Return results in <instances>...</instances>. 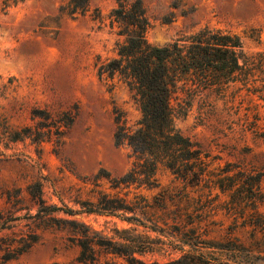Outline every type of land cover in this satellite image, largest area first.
<instances>
[{
  "label": "rangeland",
  "instance_id": "1",
  "mask_svg": "<svg viewBox=\"0 0 264 264\" xmlns=\"http://www.w3.org/2000/svg\"><path fill=\"white\" fill-rule=\"evenodd\" d=\"M65 1L21 0L0 7V188L25 189L38 181L45 205L59 208L50 214L42 209L33 218L39 222V241L9 264H70L79 253L73 241L76 227L72 220L106 237H117L116 228L141 235L155 251L138 256L147 264H163L176 256L166 255L165 245L155 243L158 238L166 241L164 235L114 215L64 212L67 208L80 209L78 200L93 199L91 189L121 196L130 190L129 198L137 192L133 188L112 189L106 179L95 187L92 180L101 168L118 176L131 164L129 148L114 141V108L124 110L129 123L140 115L116 78L100 79L97 75L98 64L114 55L117 36L109 27L108 14L116 0H91V9L74 19L59 14V6ZM143 3L150 21L147 39L155 45L163 46L209 25L238 35L245 54L264 52V0ZM94 8L99 9L102 19L94 17ZM256 78L253 85L260 88L264 75L257 73ZM4 121L19 132L18 139L9 129L3 131ZM175 124L209 153L211 170L218 172L227 163L245 170L264 166V92L249 91L239 82L224 94L213 88L202 90L193 96L186 114L176 118ZM172 180L167 173L161 176L163 187L181 186ZM1 191L0 207L9 206ZM158 191L138 192L151 202ZM191 195L197 192L191 191ZM24 196V205L35 214L39 205L25 191ZM227 199L220 194L216 203ZM25 213L22 209L16 215ZM138 217L149 224L146 216ZM216 218H224L222 227L231 221L225 219L223 211ZM212 236L219 238L217 234ZM211 250L204 249L220 256Z\"/></svg>",
  "mask_w": 264,
  "mask_h": 264
},
{
  "label": "trees",
  "instance_id": "2",
  "mask_svg": "<svg viewBox=\"0 0 264 264\" xmlns=\"http://www.w3.org/2000/svg\"><path fill=\"white\" fill-rule=\"evenodd\" d=\"M18 1L0 0V7ZM90 9L91 0H66L58 10L61 16L74 19ZM94 11V17L102 19L99 9ZM108 19L117 40L114 55L98 64L97 75L100 79L116 78L127 89L140 115L129 123L125 111L114 108V141L129 148L131 164L118 176L101 168L92 183L99 187V182L106 179L112 189L133 188L137 192L129 198L130 190L121 196L91 189L93 199L78 200L80 209L67 208L64 212L114 215L164 235L166 241L158 238L155 243L165 245L166 255L176 256L163 264L264 261V166L245 170L227 163L218 172L211 170L209 153L175 124L176 118L186 114L193 96L202 90L213 88L224 94L239 82L249 91L264 92V80L260 88L253 85L257 73L264 75V52L245 54L238 35L209 25L163 46L155 45L147 39L150 21L143 0H116ZM2 126L4 132L9 129L14 134L15 140L19 138V132L11 130L6 121ZM164 173L181 186L163 187ZM0 189L4 203L9 205L0 207V264H9L39 241V222L33 218L42 209L50 214L59 208L45 205L38 181L25 189ZM141 189L159 191L150 202L138 192ZM214 190L218 192L213 194ZM24 191L39 205L35 214L24 205ZM191 191L197 195L192 196ZM220 194L228 199L216 203ZM22 209H26L24 216L16 215ZM221 211L225 219L231 220L227 227H222L224 218H216ZM138 214L146 216L149 224L142 222ZM70 222L76 227L73 241L79 247L70 264H147L138 255L155 251L141 235H133L128 229L116 228L117 237H106L82 222ZM204 249L215 250L220 256Z\"/></svg>",
  "mask_w": 264,
  "mask_h": 264
}]
</instances>
